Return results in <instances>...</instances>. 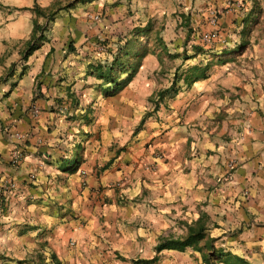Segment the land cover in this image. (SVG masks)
I'll list each match as a JSON object with an SVG mask.
<instances>
[{
  "label": "crops",
  "instance_id": "1",
  "mask_svg": "<svg viewBox=\"0 0 264 264\" xmlns=\"http://www.w3.org/2000/svg\"><path fill=\"white\" fill-rule=\"evenodd\" d=\"M0 77V264H264V0H0Z\"/></svg>",
  "mask_w": 264,
  "mask_h": 264
},
{
  "label": "trees",
  "instance_id": "2",
  "mask_svg": "<svg viewBox=\"0 0 264 264\" xmlns=\"http://www.w3.org/2000/svg\"><path fill=\"white\" fill-rule=\"evenodd\" d=\"M69 4L65 6H57L53 5L51 7L41 8L37 4L34 5L33 10L36 16H42L44 21L42 24H39L36 20H33V32L27 41V48L24 52L25 56L30 54L33 50L38 48L45 41V31L51 26L54 18L56 17L59 10L63 8H67ZM1 79V77H0ZM188 79V78H187ZM175 91L174 86L172 85L167 90L159 91L156 94L158 97H161L164 93ZM144 119V118H143ZM141 120V122L143 121ZM204 235L203 227L201 224H198L195 227H189L187 234L184 237L178 238H169L161 241L156 245V251H160L162 249H183L185 246L196 243L199 239H201ZM156 258H152L151 260H138L137 262H151Z\"/></svg>",
  "mask_w": 264,
  "mask_h": 264
},
{
  "label": "built area",
  "instance_id": "3",
  "mask_svg": "<svg viewBox=\"0 0 264 264\" xmlns=\"http://www.w3.org/2000/svg\"><path fill=\"white\" fill-rule=\"evenodd\" d=\"M215 36H217L216 33H205L202 36V39L208 42V41H211V39L214 38ZM15 138L17 140H21L22 136L19 134H16ZM19 161H20V154L18 150L15 149L11 153L10 165L12 167H16L19 164ZM14 187H15V183L13 181L6 180V179H0V194L8 192Z\"/></svg>",
  "mask_w": 264,
  "mask_h": 264
},
{
  "label": "rangeland",
  "instance_id": "4",
  "mask_svg": "<svg viewBox=\"0 0 264 264\" xmlns=\"http://www.w3.org/2000/svg\"><path fill=\"white\" fill-rule=\"evenodd\" d=\"M263 29V28H262ZM97 51H100V49H103V44L101 42V40H98L97 42ZM149 110H145V113H148ZM67 138V137H66ZM77 138V137H76Z\"/></svg>",
  "mask_w": 264,
  "mask_h": 264
}]
</instances>
